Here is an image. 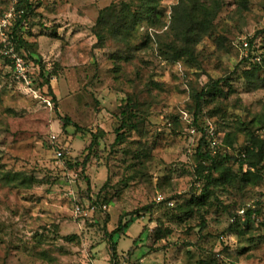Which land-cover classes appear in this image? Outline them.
<instances>
[{
  "label": "rangeland",
  "instance_id": "1",
  "mask_svg": "<svg viewBox=\"0 0 264 264\" xmlns=\"http://www.w3.org/2000/svg\"><path fill=\"white\" fill-rule=\"evenodd\" d=\"M32 1L35 13L20 30L39 61L11 41L31 82L17 79L11 60L0 55V264H113L108 234L121 216L134 221L114 235L117 253L131 249L147 264H264V212L248 227L237 209L207 205L189 217L179 208L201 193L199 127L225 152H232L229 132L237 147L250 129L264 137V63L257 71L241 49L248 38L264 58V0H221L213 34L178 61L164 59L160 47L172 39L167 32L180 0H159L165 26L139 24L129 44L100 42L96 34L101 11L121 0ZM18 2L0 0V49L10 41ZM245 68L259 76L258 86L242 76ZM224 77V95L208 96L196 114L194 92ZM129 99L142 121L113 147ZM95 134L99 142L91 146ZM143 151L148 155L134 158ZM19 171L40 182L27 188L2 179ZM262 192L220 196L238 208L252 206ZM76 203L91 207L90 216L76 215ZM234 220L243 232L223 234ZM158 229L170 234L158 238Z\"/></svg>",
  "mask_w": 264,
  "mask_h": 264
},
{
  "label": "trees",
  "instance_id": "2",
  "mask_svg": "<svg viewBox=\"0 0 264 264\" xmlns=\"http://www.w3.org/2000/svg\"><path fill=\"white\" fill-rule=\"evenodd\" d=\"M122 2L112 4L103 9L99 15L96 34L100 42H105L108 37L120 40L124 44H129L130 37L133 31L139 24L148 22L152 27L165 26L161 20V9L159 0H121ZM221 0H212V4L208 0H180L178 4L173 6L170 29L167 34L172 38L170 41H165L160 47V53L164 59L170 61H178L184 57L193 56L196 45L206 35H212L214 31V19L220 9ZM17 10L24 12L17 16L15 26L12 31L10 41L17 44V50H29V53L35 61H39L35 57V52L30 50L31 43L24 38L21 33L22 28L28 23L27 20L35 13V5L32 0H20L16 5ZM21 29V30H20ZM148 35H152L148 32ZM157 35V34H156ZM244 39V38H243ZM241 41V49L245 51ZM248 41V47L245 53V61L251 62L257 71L262 69L261 62L264 63V58L259 57L254 52L253 40ZM18 51V52H19ZM9 59V58H8ZM11 60V59H10ZM242 76L247 78L249 82L258 86L259 76L252 68L241 70ZM43 75V74H42ZM230 77H224L209 81L201 91H196L193 94L195 101L196 114L202 110L203 103L208 96L211 98L224 95V83ZM46 82L50 84V78L46 77ZM53 98L56 100L51 86ZM138 104L131 99L125 104L119 114L120 125L116 129V138L113 147L126 143L127 134L139 129V123L142 121L138 116ZM196 124V119L194 120ZM263 127V126H262ZM203 132L197 147L196 176L197 181L202 182L201 193L193 195L190 201H185L184 205H180L181 211L189 217H192L197 209L205 206L215 205L230 214L245 209L246 224L248 227L257 220L264 212V192L259 194L258 200L252 206H239L235 204L225 203L220 194L224 191H239L245 193L248 188L258 189L264 187V137L254 130H248L246 134V142L241 146L235 145L236 137L229 132L226 135L225 141L228 143L232 152L219 150L214 144V138L208 128L199 127ZM79 129V128H78ZM77 129V130H78ZM98 135H94L92 145L98 144ZM103 152V151H102ZM148 152L143 151L137 156L134 153V158L147 156ZM63 157V156H62ZM89 161L87 156L83 164ZM69 163V162H68ZM78 163V162H77ZM70 164V163H69ZM2 179L8 185L30 188L34 184L40 182L34 175L26 174L25 172H4ZM165 201V200H163ZM143 211L149 210L148 207L143 208ZM137 213V212H135ZM179 217L182 218L181 215ZM134 221V217L129 220H124L121 216L118 227L110 234L113 250V264L118 262L124 255L136 257L130 249L126 254L117 253V241L114 235L124 234L130 224ZM235 221V220H234ZM264 224V223H263ZM202 227H207V222L203 218ZM223 234H229L236 230L242 233L240 223L235 221ZM230 230V231H229ZM156 234L158 238L166 237L170 234V230L158 229ZM221 234V235H223ZM77 237V236H76ZM75 236H67V239L72 240ZM141 260L140 257H136Z\"/></svg>",
  "mask_w": 264,
  "mask_h": 264
},
{
  "label": "built area",
  "instance_id": "3",
  "mask_svg": "<svg viewBox=\"0 0 264 264\" xmlns=\"http://www.w3.org/2000/svg\"><path fill=\"white\" fill-rule=\"evenodd\" d=\"M15 1L16 3L18 2V0H15ZM23 12H24L23 10H20V11L15 12V14L18 13L19 15H21ZM13 14L14 13L12 10L10 11V14H8V16H12ZM243 45L245 49L247 50V47L249 44L246 38L243 39ZM13 48H14L13 43H11V41L7 40L6 38L4 46L0 49V55L11 59V62L13 63L15 77L19 79L20 81L24 83L26 82L27 84H29L31 82V79L28 74L27 60L25 59L24 56L13 51ZM58 155L62 156L63 152L59 151ZM68 193L71 195H74L72 190H70ZM157 200L163 201L165 200V197L162 194H159L157 196ZM74 213L81 217H89L91 213V207H85L82 204L76 203L74 206ZM238 214L240 216H245V209H241ZM222 240H225V236H222ZM114 264H147V263L144 260H139L138 258L131 257L129 255H124L120 258L118 262L117 261L114 262Z\"/></svg>",
  "mask_w": 264,
  "mask_h": 264
}]
</instances>
